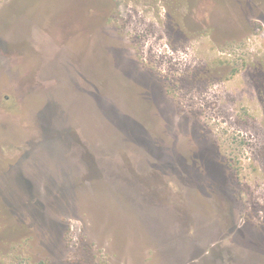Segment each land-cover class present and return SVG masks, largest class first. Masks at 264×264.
<instances>
[{
  "label": "rangeland",
  "instance_id": "1",
  "mask_svg": "<svg viewBox=\"0 0 264 264\" xmlns=\"http://www.w3.org/2000/svg\"><path fill=\"white\" fill-rule=\"evenodd\" d=\"M0 264H264V0H0Z\"/></svg>",
  "mask_w": 264,
  "mask_h": 264
}]
</instances>
